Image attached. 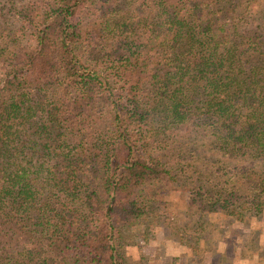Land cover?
Masks as SVG:
<instances>
[{"label":"trees","instance_id":"16d2710c","mask_svg":"<svg viewBox=\"0 0 264 264\" xmlns=\"http://www.w3.org/2000/svg\"><path fill=\"white\" fill-rule=\"evenodd\" d=\"M154 184L264 264V0H0V264H127Z\"/></svg>","mask_w":264,"mask_h":264},{"label":"rangeland","instance_id":"374dc122","mask_svg":"<svg viewBox=\"0 0 264 264\" xmlns=\"http://www.w3.org/2000/svg\"><path fill=\"white\" fill-rule=\"evenodd\" d=\"M194 181L193 176L184 183L193 188ZM241 184L238 185L245 190L246 186ZM151 189L159 195L160 206L169 216L163 225L146 220L123 229L122 250L127 264H199L201 253L204 262H212L213 256L219 254L222 264L247 263L248 254L241 253L238 248L248 235L239 233L243 228L241 225L231 229L228 218L220 213L202 217L194 215L188 209L189 193L184 189L166 192L158 184L152 185ZM261 199L264 202V196ZM200 223L203 226H199ZM243 226L249 227L253 234H260V244L264 245V214H247ZM202 227L206 230L197 234L195 231Z\"/></svg>","mask_w":264,"mask_h":264}]
</instances>
